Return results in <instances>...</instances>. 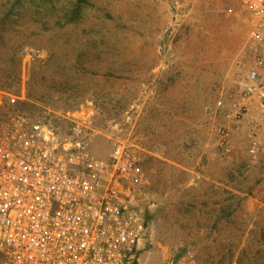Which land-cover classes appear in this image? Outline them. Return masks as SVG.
I'll use <instances>...</instances> for the list:
<instances>
[{"label": "rangeland", "instance_id": "rangeland-1", "mask_svg": "<svg viewBox=\"0 0 264 264\" xmlns=\"http://www.w3.org/2000/svg\"><path fill=\"white\" fill-rule=\"evenodd\" d=\"M247 33L240 0H0V122L23 115L101 158L119 143L141 154L148 234L132 264H264V211L242 201L264 191ZM193 161L222 181L211 195L182 183Z\"/></svg>", "mask_w": 264, "mask_h": 264}, {"label": "built area", "instance_id": "built-area-1", "mask_svg": "<svg viewBox=\"0 0 264 264\" xmlns=\"http://www.w3.org/2000/svg\"><path fill=\"white\" fill-rule=\"evenodd\" d=\"M240 3L253 61L244 95L264 102V0ZM151 172L121 143L101 158L23 115L0 122V264H132L148 234L141 195ZM165 264L209 263L188 252Z\"/></svg>", "mask_w": 264, "mask_h": 264}, {"label": "crops", "instance_id": "crops-1", "mask_svg": "<svg viewBox=\"0 0 264 264\" xmlns=\"http://www.w3.org/2000/svg\"><path fill=\"white\" fill-rule=\"evenodd\" d=\"M245 98V97H244ZM248 100L247 98H245ZM249 101V100H248ZM263 138L258 139V149L256 153L260 152L259 158L263 159L262 164L264 165V135H262ZM261 141V145L260 142ZM182 168L190 169L192 172V175L188 177V180L185 182H182L183 184H187L188 186H194V188L199 187L201 183L204 185H208L209 188V195H211V191H214V182L216 184H221L222 181H214V175H210L207 173H201L200 169V163L199 161H193L190 166H183ZM227 195H233L238 194L239 192L236 190L235 187L229 186L230 184H234V178L227 177ZM260 183L264 185V177L260 180ZM212 187V188H211ZM193 188V189H194ZM212 189V190H211ZM213 194V192H212ZM243 206L250 209V210H256L257 212L264 211V191L260 192H253V193H243Z\"/></svg>", "mask_w": 264, "mask_h": 264}]
</instances>
